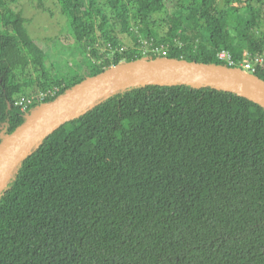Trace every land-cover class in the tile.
Returning <instances> with one entry per match:
<instances>
[{
    "label": "trees",
    "instance_id": "obj_1",
    "mask_svg": "<svg viewBox=\"0 0 264 264\" xmlns=\"http://www.w3.org/2000/svg\"><path fill=\"white\" fill-rule=\"evenodd\" d=\"M19 1L0 0V145L37 107L122 62L229 67L221 52L235 66L248 52L264 80V0H57L83 69L63 74ZM0 264H264V108L188 85L100 101L13 173Z\"/></svg>",
    "mask_w": 264,
    "mask_h": 264
},
{
    "label": "water",
    "instance_id": "obj_2",
    "mask_svg": "<svg viewBox=\"0 0 264 264\" xmlns=\"http://www.w3.org/2000/svg\"><path fill=\"white\" fill-rule=\"evenodd\" d=\"M146 85L212 87L237 94L264 108V80L239 67L206 65L170 58L122 62L88 77L53 102L26 116L0 145V196L15 170L50 134L120 91Z\"/></svg>",
    "mask_w": 264,
    "mask_h": 264
},
{
    "label": "rangeland",
    "instance_id": "obj_3",
    "mask_svg": "<svg viewBox=\"0 0 264 264\" xmlns=\"http://www.w3.org/2000/svg\"><path fill=\"white\" fill-rule=\"evenodd\" d=\"M13 8L26 17L29 33L31 36L33 33L42 49H48L44 51L49 53L56 70L62 74L68 69L83 73L79 55L71 46L74 40L67 30V19L63 16L57 0H20ZM42 56L43 53L35 54V58L39 60Z\"/></svg>",
    "mask_w": 264,
    "mask_h": 264
},
{
    "label": "built area",
    "instance_id": "obj_4",
    "mask_svg": "<svg viewBox=\"0 0 264 264\" xmlns=\"http://www.w3.org/2000/svg\"><path fill=\"white\" fill-rule=\"evenodd\" d=\"M218 58L222 61L228 62L230 67H239L243 69L244 71L250 72L255 74L257 71V66L258 64L263 62V57L257 56L254 60H249V53L245 52L244 53V62L241 64V66H235L236 62L231 55V53L224 51L221 52L218 55ZM33 98H22L19 102H17V106L21 107L22 110H26L28 108V105L32 104Z\"/></svg>",
    "mask_w": 264,
    "mask_h": 264
}]
</instances>
